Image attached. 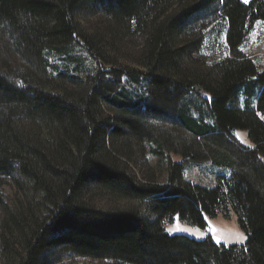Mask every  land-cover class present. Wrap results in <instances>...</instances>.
Segmentation results:
<instances>
[{
    "label": "trees",
    "instance_id": "trees-1",
    "mask_svg": "<svg viewBox=\"0 0 264 264\" xmlns=\"http://www.w3.org/2000/svg\"><path fill=\"white\" fill-rule=\"evenodd\" d=\"M258 21L264 0H0V264L66 253L264 264V69L238 50ZM218 37L231 56L193 57ZM129 39L136 51L125 64L119 45ZM148 119L194 138L177 144ZM206 158L231 176L213 188L183 179L186 161ZM140 160L155 164L138 180L128 168ZM100 197L128 206L101 209ZM227 202L241 245L169 235L158 223L176 216L204 228Z\"/></svg>",
    "mask_w": 264,
    "mask_h": 264
},
{
    "label": "rangeland",
    "instance_id": "rangeland-1",
    "mask_svg": "<svg viewBox=\"0 0 264 264\" xmlns=\"http://www.w3.org/2000/svg\"><path fill=\"white\" fill-rule=\"evenodd\" d=\"M247 4L251 0H241ZM206 16V15H204ZM208 17V16H206ZM206 20L205 22H207ZM4 45V40L0 32V47ZM121 61L125 64H129L127 60L132 57L136 51L133 40L129 39L121 43L120 45ZM199 49L202 50L200 55L193 54L196 60H217L226 56H231V52L228 50V44L224 38H217L211 40L208 43H200ZM2 50H4L2 48ZM240 53L254 61L259 71L264 69V21L255 22L248 30L244 41L238 46ZM4 55V54H2ZM5 58V57H3ZM198 62V61H197ZM237 105L241 107V99L238 98ZM148 122L161 129L164 133L170 136L177 144L179 140H187L191 142L193 136L185 131H177L170 124L155 119H148ZM233 137L245 147H252L251 139L248 137L247 132L244 130H234L232 132ZM204 151L203 145L200 143V152ZM207 157V156H206ZM175 161H180L179 157L174 158ZM154 166L155 162L148 161V164L140 160L137 164H131L128 168L130 173L134 174L138 180H141L143 176H146L150 171L149 165ZM232 171L223 166H218L212 163L209 159H201L200 161H186L182 170V177L184 180L189 181L195 185L213 188L217 185V182H221L224 178L231 176ZM160 181H163L161 179ZM93 203L101 209H116L125 208L128 206L126 201L112 200L107 197L95 198ZM144 216L150 217L151 220L156 218L149 216L147 212L142 209ZM237 212L232 207L231 203L227 202L224 209H221L217 216L208 217L205 216L204 228H198L189 224L186 221L178 219L174 216L173 220L160 219L159 225L165 229V232L169 235H183L196 240H203L210 237L215 243L223 245H241L246 241V233L239 227L237 221ZM48 264H115L110 261H96L83 257H75L70 253L62 255H51L47 259Z\"/></svg>",
    "mask_w": 264,
    "mask_h": 264
}]
</instances>
